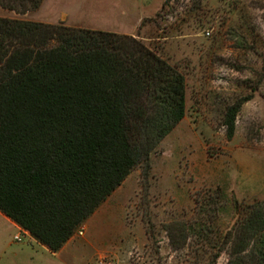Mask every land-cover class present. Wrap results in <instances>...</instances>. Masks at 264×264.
I'll return each instance as SVG.
<instances>
[{"label": "rangeland", "instance_id": "obj_1", "mask_svg": "<svg viewBox=\"0 0 264 264\" xmlns=\"http://www.w3.org/2000/svg\"><path fill=\"white\" fill-rule=\"evenodd\" d=\"M0 17L134 35L186 79L149 177L134 169L63 251L33 244L12 264H227L234 201H264V0H43ZM245 97L228 138L225 112Z\"/></svg>", "mask_w": 264, "mask_h": 264}, {"label": "trees", "instance_id": "obj_2", "mask_svg": "<svg viewBox=\"0 0 264 264\" xmlns=\"http://www.w3.org/2000/svg\"><path fill=\"white\" fill-rule=\"evenodd\" d=\"M247 99L225 112L228 138ZM185 113L184 74L134 35L0 17V212L60 251L134 169L149 177ZM234 210L227 264H264V201Z\"/></svg>", "mask_w": 264, "mask_h": 264}, {"label": "crops", "instance_id": "obj_3", "mask_svg": "<svg viewBox=\"0 0 264 264\" xmlns=\"http://www.w3.org/2000/svg\"><path fill=\"white\" fill-rule=\"evenodd\" d=\"M102 206H101V208H102ZM97 212H98V210L93 214V216L96 215ZM89 220H90V217L87 220V222L85 223V228H86L87 223H88ZM20 228L21 227L18 224H16L14 221H12L10 218H8L2 212H0V262H1L2 257L4 255H6L7 253L12 254V255H10L9 258H7L6 260H4L5 261L4 262L5 264H10V263L12 264L13 258L14 259L15 258H19V257L26 258L27 257V253H28V250H27L26 247H28V246L33 247L34 246L33 244L41 247L42 249H45V250H48L49 251V249L47 247H45L44 245H41L40 243H38L30 235L29 240H28V243L22 244V246L20 247L19 253H13V251L11 249L12 244L14 243L13 242V240H14L13 239V236L19 231ZM73 237H74V235L72 236V238ZM71 239L62 247V249L60 251H63L64 249H66V247H67L68 243L71 241Z\"/></svg>", "mask_w": 264, "mask_h": 264}, {"label": "built area", "instance_id": "obj_4", "mask_svg": "<svg viewBox=\"0 0 264 264\" xmlns=\"http://www.w3.org/2000/svg\"><path fill=\"white\" fill-rule=\"evenodd\" d=\"M83 231H84V227L80 226L77 229V234L83 235ZM29 237H30L29 232L21 227L19 231L13 236V239L14 241H22L23 239H28Z\"/></svg>", "mask_w": 264, "mask_h": 264}]
</instances>
